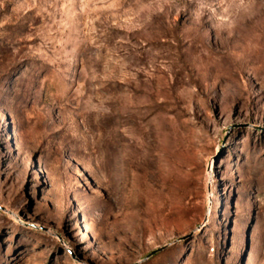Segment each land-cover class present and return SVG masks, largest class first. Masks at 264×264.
I'll list each match as a JSON object with an SVG mask.
<instances>
[{"label": "rangeland", "instance_id": "374dc122", "mask_svg": "<svg viewBox=\"0 0 264 264\" xmlns=\"http://www.w3.org/2000/svg\"><path fill=\"white\" fill-rule=\"evenodd\" d=\"M0 264H264V0H0Z\"/></svg>", "mask_w": 264, "mask_h": 264}, {"label": "water", "instance_id": "95a60500", "mask_svg": "<svg viewBox=\"0 0 264 264\" xmlns=\"http://www.w3.org/2000/svg\"><path fill=\"white\" fill-rule=\"evenodd\" d=\"M158 250H159V249L154 250V251H152L150 254H154V253H156Z\"/></svg>", "mask_w": 264, "mask_h": 264}]
</instances>
